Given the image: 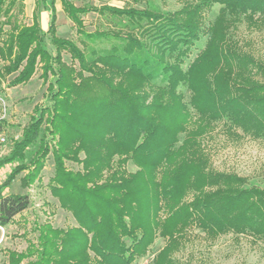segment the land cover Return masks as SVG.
<instances>
[{
    "label": "trees",
    "instance_id": "obj_1",
    "mask_svg": "<svg viewBox=\"0 0 264 264\" xmlns=\"http://www.w3.org/2000/svg\"><path fill=\"white\" fill-rule=\"evenodd\" d=\"M56 2L36 0L32 24H24L14 10L24 13L25 0H0V84L11 75L10 85L26 84L40 69L52 101L35 107L22 138L0 160V168L14 164L0 184V226L30 206L27 194L4 191L24 171L22 185L34 184L55 141L49 187L78 226L36 225L37 243L9 251L8 264H133L158 236L168 242L153 264H173L167 254L192 224L213 240L229 232L263 237L264 188L210 168L200 138L225 119L255 138L264 135V82L258 78L264 64L228 39L240 17L264 24V0H200L171 13L60 0L79 43L58 35ZM216 5L218 16L206 25ZM42 12L49 13L46 30ZM91 12L109 27L89 32L83 16ZM202 35L206 46L187 65ZM180 87L190 91L188 103ZM43 126L41 145L27 164L25 153ZM67 160L82 172L69 171ZM129 161L137 172L127 171ZM190 192L192 200L177 207Z\"/></svg>",
    "mask_w": 264,
    "mask_h": 264
},
{
    "label": "rangeland",
    "instance_id": "obj_2",
    "mask_svg": "<svg viewBox=\"0 0 264 264\" xmlns=\"http://www.w3.org/2000/svg\"><path fill=\"white\" fill-rule=\"evenodd\" d=\"M27 0H25L24 13H19L18 7L14 13L24 24H32L30 13L27 14ZM42 1V0H41ZM77 6L100 7L108 4L116 7H134L137 9H154L162 13L175 12L188 3H197L200 0H72ZM43 7V5H42ZM220 6L216 5L210 12L206 13L205 24H213L218 16ZM86 28L89 32L95 29L109 27L107 19L96 13L83 16ZM2 16L0 21H4ZM58 35L79 43V38L72 21L63 12L60 0L58 1L57 14ZM45 26V25H44ZM6 29L8 27L6 26ZM45 29L47 27L45 26ZM228 39L242 53L252 55L256 60L264 64V24L251 23L244 17H240L228 31ZM46 40L50 50L55 49L50 44V36ZM207 37L202 35L201 39L193 48L187 65L205 48ZM64 61L71 64L70 55L63 53ZM2 61L0 60V66ZM185 66V69L187 67ZM78 68V65L76 64ZM41 70L35 73L32 79L22 85L12 86L10 81L15 77L11 75L2 80L0 84V139L5 142L0 144V160L9 156L13 151L14 142L20 140L24 130L30 125L32 117L36 115L35 107H47L52 104L48 93V83L41 77ZM258 78L264 82V76ZM156 85H163L158 79ZM184 93L185 101L188 103L191 93L186 87H180ZM193 121L198 118L197 113L191 110ZM196 126H191V128ZM44 128L37 141L26 151L25 163L29 164L41 145ZM185 134L179 135V145L184 140ZM51 140V139H50ZM56 143V141H55ZM50 142V153L47 156L45 166L39 179L31 186L24 187L22 180L27 171L19 174L11 186L4 191L5 195L27 194L30 197V206L22 214L18 215L14 222L7 226H0V264H8L9 251L23 252L31 241L37 243L38 233L36 225L50 223L55 229L68 230L77 227L78 223L71 212L65 210L56 197L51 194L49 183L54 176V146ZM200 144L209 158L210 168L216 171L235 173L247 178L249 186L264 188V135L254 137L244 133L241 129L232 127L228 121L214 122L206 133L200 138ZM84 158V154H81ZM14 164H8L0 168V184L3 183ZM69 171L82 170V165L70 160L65 161ZM126 169L130 173L138 171V167L129 161ZM82 172V171H81ZM194 192L187 194L177 207L183 202L192 200ZM162 219L165 214L161 213ZM183 239L168 256L173 264H264V236L255 237L249 233L237 234L229 232L220 235L216 239H210L195 224L188 226L183 231ZM168 240L160 236L156 237L148 249L147 254L136 258L133 264H153L159 253L165 248ZM92 259L95 255L90 251ZM27 260L23 264H26ZM93 263H95L93 261Z\"/></svg>",
    "mask_w": 264,
    "mask_h": 264
},
{
    "label": "crops",
    "instance_id": "obj_3",
    "mask_svg": "<svg viewBox=\"0 0 264 264\" xmlns=\"http://www.w3.org/2000/svg\"><path fill=\"white\" fill-rule=\"evenodd\" d=\"M58 1L59 0H57L56 5H55L56 9H57V14H58ZM26 2H27V9H26L27 14L30 13V16L32 17L33 16V12H34L35 7H36V0H27ZM48 15H49L48 12H42V14H41L42 28L44 30H46L45 26L47 27V23H48V20H49Z\"/></svg>",
    "mask_w": 264,
    "mask_h": 264
},
{
    "label": "built area",
    "instance_id": "obj_4",
    "mask_svg": "<svg viewBox=\"0 0 264 264\" xmlns=\"http://www.w3.org/2000/svg\"><path fill=\"white\" fill-rule=\"evenodd\" d=\"M5 142V138L0 139V144H3Z\"/></svg>",
    "mask_w": 264,
    "mask_h": 264
}]
</instances>
